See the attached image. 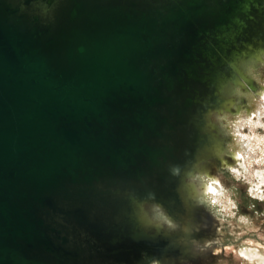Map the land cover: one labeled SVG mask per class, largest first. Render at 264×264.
I'll use <instances>...</instances> for the list:
<instances>
[{"label": "water", "instance_id": "water-1", "mask_svg": "<svg viewBox=\"0 0 264 264\" xmlns=\"http://www.w3.org/2000/svg\"><path fill=\"white\" fill-rule=\"evenodd\" d=\"M233 1L159 0L116 21L77 0H0V264L200 253L212 233L193 177L234 159L217 121L242 108L227 90L261 79L241 60L264 64V33H248L264 0L230 16Z\"/></svg>", "mask_w": 264, "mask_h": 264}, {"label": "rangeland", "instance_id": "rangeland-1", "mask_svg": "<svg viewBox=\"0 0 264 264\" xmlns=\"http://www.w3.org/2000/svg\"><path fill=\"white\" fill-rule=\"evenodd\" d=\"M241 65L245 73L258 71L262 76L253 90H227L228 95L243 100L239 111L217 121L228 156L234 159H224L223 164L218 160L212 180L203 173L193 177L197 200L208 215L205 226L212 235L199 255L184 264H264V64L259 68L258 63L241 60ZM253 65L257 67L249 70ZM238 144L252 152L234 150ZM147 209L154 221L165 214L158 205L156 210ZM163 219L174 226L166 214Z\"/></svg>", "mask_w": 264, "mask_h": 264}, {"label": "bare ground", "instance_id": "bare-ground-1", "mask_svg": "<svg viewBox=\"0 0 264 264\" xmlns=\"http://www.w3.org/2000/svg\"><path fill=\"white\" fill-rule=\"evenodd\" d=\"M80 3V6L82 8L85 9L86 12H90L91 9H94L96 11H101L104 10L106 7H115L118 10V13L120 15L116 16V21H122L123 19H125L126 17L123 15L121 16V13H131L134 14V16L138 15L141 12H146L148 11L152 6H154L156 3L159 2V0H77ZM248 0H234L233 1V6H229L228 7V14L230 13V16H232L235 11L239 12L238 14H245L247 12L246 7H242L243 4H245ZM230 2V1H229ZM132 3H134L133 6ZM68 0H59V2H57L56 5L52 6V10H56L58 8V6L63 5L64 8L62 9V11H64L65 9H67L68 7ZM263 7V12L262 15H264V6L261 5ZM239 7V8H238ZM61 10V8L59 9ZM251 14L252 15H258L261 13V11L256 10V9H250ZM92 11V10H91ZM259 16V15H258ZM54 20V19H52ZM55 23L53 24L52 22H49L51 27H55V25L60 26L61 25V19L58 18L54 21ZM255 25L250 24V28L248 31V33L250 34L251 37L256 36V35H262V33H264V24L263 27L261 26V23L259 20H256ZM256 26V27H255ZM255 28V32L252 34V30L251 28ZM240 34V33H239ZM80 40V38H78ZM234 150H241L244 152H249L251 150V148H247L245 146H243V144H238L236 147H234ZM252 152V150L250 151ZM250 157H254L253 154H250ZM251 159V158H249ZM262 198L264 199V197L262 196ZM149 214V211H148ZM165 214H161V215H157L155 217V220L157 222L163 223V225H167L166 220L163 219ZM153 220V217H150ZM161 218V219H160ZM264 262V261H263Z\"/></svg>", "mask_w": 264, "mask_h": 264}]
</instances>
